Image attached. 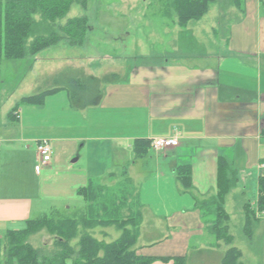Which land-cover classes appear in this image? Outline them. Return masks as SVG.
I'll return each mask as SVG.
<instances>
[{
    "label": "crops",
    "instance_id": "obj_1",
    "mask_svg": "<svg viewBox=\"0 0 264 264\" xmlns=\"http://www.w3.org/2000/svg\"><path fill=\"white\" fill-rule=\"evenodd\" d=\"M224 2L217 21H208L210 8L186 27L162 9L145 16L147 48L158 52L132 56L116 49L121 69L106 70L92 58V68L60 71L101 79L103 97L97 106L73 108L64 87L47 94L42 104H22L42 93L23 92L0 106L1 237L25 229L30 220L89 214L92 206L80 193L83 189L93 187L88 198L96 199L106 177L116 185L127 177L139 185L131 194L129 182L119 197L107 190L118 209L114 215L129 199L140 214L138 254L156 258L152 264H173L161 261L173 256L186 257L187 264H222L230 246L217 241L198 207L218 193L219 158L229 159L238 171L232 197L254 190L258 195L264 176V1L244 0L240 10ZM112 17L110 22H119L120 17ZM110 74L118 78L104 82ZM167 137H177L179 145L161 151L138 146ZM42 140L51 142L52 159L37 173V142ZM185 165L192 173L191 190L177 172ZM94 231L106 243L122 235L116 226Z\"/></svg>",
    "mask_w": 264,
    "mask_h": 264
},
{
    "label": "trees",
    "instance_id": "obj_2",
    "mask_svg": "<svg viewBox=\"0 0 264 264\" xmlns=\"http://www.w3.org/2000/svg\"><path fill=\"white\" fill-rule=\"evenodd\" d=\"M158 1L161 3L160 9L168 16H176L182 27H186L192 21L201 20L208 14L211 5L218 2V0ZM230 1L240 10L244 0ZM76 5L83 10V14L69 18L72 8ZM87 11L88 0H0V62L35 58L42 51L63 42L72 47L83 46L92 28ZM117 78L118 75L110 74L103 81L112 82ZM54 80L57 87L26 97L22 104H42L47 94L55 92L60 87L69 91L72 106L77 110L97 106L102 101V80L95 76L77 77L66 74L59 75ZM16 111L17 108L13 112ZM151 143L152 140L140 141L138 146L145 144L151 148ZM177 172L184 187L187 190L193 189L190 166H181ZM217 184V195L198 203V207L202 215L209 219L210 230L217 241H223L230 246L234 237L229 232L230 216L226 210V200L237 188L238 171L229 159L219 158ZM103 188L100 194L102 198ZM92 190L93 187H90L80 192L92 206L89 214L85 213L73 219L46 216L28 221L23 230L9 231L5 236H0V259L6 251L4 264H152L156 258L142 256L136 249L140 214L134 212V202L128 200L126 203L124 210H129L128 215L122 214L123 206L118 207L119 214L114 215L118 209L114 210L113 204H109L112 198L109 200L107 197L88 198L95 193ZM102 206H105V209ZM258 207L264 213V176L259 179ZM245 210L244 229L250 233V226L256 213L251 203L245 206ZM98 226H116L122 231V235L111 243L100 241L89 232ZM43 229L51 236H55V245L58 248L55 253L46 256L42 255L30 241L33 235ZM241 257L242 252L239 249L230 247L222 264H242ZM161 261L187 264L184 256L164 257Z\"/></svg>",
    "mask_w": 264,
    "mask_h": 264
},
{
    "label": "rangeland",
    "instance_id": "obj_3",
    "mask_svg": "<svg viewBox=\"0 0 264 264\" xmlns=\"http://www.w3.org/2000/svg\"><path fill=\"white\" fill-rule=\"evenodd\" d=\"M151 2L152 4H150ZM149 4L145 3L144 0H136V3H133L132 0H88L87 14L90 19V25L94 29L91 31L92 34L89 33L83 47L75 48L62 43L43 51L37 56L38 61H35L34 58H27L0 62V106L20 98V94L23 92L26 95H32L56 86L54 79L60 75L61 70L76 72L86 69L87 66L92 68L88 65L92 58L94 62L106 65V70L121 69L120 65H123V60L115 55L116 49L119 52L120 50H126V52H123L132 56L137 52L140 55H144L145 50H148V54L158 52L156 49L152 51V49L147 48L149 32L145 16H150L153 13L157 14L155 12L160 10V5L157 1L154 2L152 0H150ZM225 4L224 0H218V2L212 4L208 21H217L220 15L219 11L222 10ZM82 14L83 10L76 5L72 8L68 17H78ZM122 14L126 15L124 23H122ZM116 15L120 18L119 22L114 21L116 23L114 24L110 21H113L112 16L116 17ZM105 25L108 27H105ZM136 39L142 41V43L136 44ZM159 52L164 53V49L161 46H159ZM99 55L101 56L98 58ZM34 65H38L35 73H33ZM72 65L73 70L71 71ZM21 80H25L24 86L20 85ZM110 180L111 178L106 177L101 182L106 189L103 190L102 196H108V200L113 198V196L110 194L111 192L108 193L107 189H114L113 194L119 197L121 187L128 182L130 194L134 190L132 187L137 189L139 186L137 183L131 184L127 177L122 178L117 185L111 184ZM109 185H112L113 188L109 187ZM258 198L259 193L257 195V191L254 190L251 193L246 192L239 199L232 197L230 193L226 200V210L230 216L229 232L234 237L233 244L230 247H236L242 252L243 257L240 259L242 264H264V213L259 210ZM250 203L256 214L254 215L253 224L250 226L251 231L247 233L244 229L246 225L245 206ZM125 211L123 210L122 214ZM61 218L73 219L74 217L73 215L56 217V219ZM94 229L89 230L93 236L96 235L95 231L92 232ZM30 241L44 256L53 254L58 250L55 245V236H51L46 229L33 235ZM109 241H112V239L107 240V242ZM6 257L7 252L5 251L0 259V264H4Z\"/></svg>",
    "mask_w": 264,
    "mask_h": 264
},
{
    "label": "built area",
    "instance_id": "obj_4",
    "mask_svg": "<svg viewBox=\"0 0 264 264\" xmlns=\"http://www.w3.org/2000/svg\"><path fill=\"white\" fill-rule=\"evenodd\" d=\"M179 145V140L177 137H167V138H156L152 140L151 148L155 151H161L168 149L170 147H176ZM52 145L48 140H42L37 142V154H38V164L36 166V171L39 173L42 168L48 164L52 159ZM264 168V164L262 165Z\"/></svg>",
    "mask_w": 264,
    "mask_h": 264
},
{
    "label": "bare ground",
    "instance_id": "obj_5",
    "mask_svg": "<svg viewBox=\"0 0 264 264\" xmlns=\"http://www.w3.org/2000/svg\"><path fill=\"white\" fill-rule=\"evenodd\" d=\"M259 1H264V0H259Z\"/></svg>",
    "mask_w": 264,
    "mask_h": 264
}]
</instances>
